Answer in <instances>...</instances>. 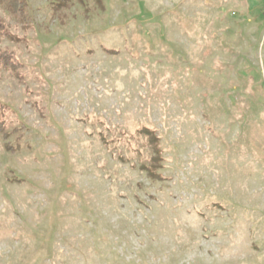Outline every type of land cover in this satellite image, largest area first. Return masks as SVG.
<instances>
[{
    "label": "rangeland",
    "instance_id": "rangeland-1",
    "mask_svg": "<svg viewBox=\"0 0 264 264\" xmlns=\"http://www.w3.org/2000/svg\"><path fill=\"white\" fill-rule=\"evenodd\" d=\"M25 1L0 264H264V0Z\"/></svg>",
    "mask_w": 264,
    "mask_h": 264
},
{
    "label": "trees",
    "instance_id": "trees-1",
    "mask_svg": "<svg viewBox=\"0 0 264 264\" xmlns=\"http://www.w3.org/2000/svg\"><path fill=\"white\" fill-rule=\"evenodd\" d=\"M1 4H4L6 9L12 14L18 15L22 21L26 18V8L27 4L25 0H0ZM63 5V4H61ZM0 37L2 38H13L12 33L10 32L9 25L0 18ZM23 67V64L18 60L16 53L9 49H0V70H4L14 76H17L21 79L20 71ZM8 107L5 104L0 103V138L3 141L2 145L6 151H13L12 145L8 142V138L11 133L16 131L17 128L14 126V120L8 118ZM11 128V129H10ZM147 137L149 145L155 150H158L157 141L158 138L154 136V133L147 129H140ZM151 162L157 163L156 155L150 157ZM150 166V167H149ZM153 165H148L149 169H152ZM147 167V166H146Z\"/></svg>",
    "mask_w": 264,
    "mask_h": 264
}]
</instances>
